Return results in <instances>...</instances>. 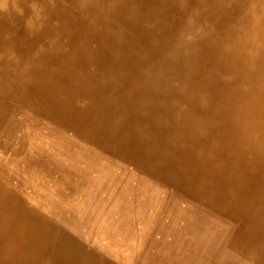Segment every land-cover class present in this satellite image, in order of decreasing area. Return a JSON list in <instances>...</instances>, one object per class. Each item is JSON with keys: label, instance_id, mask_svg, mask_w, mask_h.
<instances>
[{"label": "bare ground", "instance_id": "6f19581e", "mask_svg": "<svg viewBox=\"0 0 264 264\" xmlns=\"http://www.w3.org/2000/svg\"><path fill=\"white\" fill-rule=\"evenodd\" d=\"M87 154L175 192L149 264H264V0H0V264H118L63 225Z\"/></svg>", "mask_w": 264, "mask_h": 264}, {"label": "rangeland", "instance_id": "374dc122", "mask_svg": "<svg viewBox=\"0 0 264 264\" xmlns=\"http://www.w3.org/2000/svg\"><path fill=\"white\" fill-rule=\"evenodd\" d=\"M91 155L81 159L87 163L76 160L77 165L87 164V171L83 170L86 185L79 176L82 170H75L78 179L72 183L71 195L67 192L59 201L61 214H66L64 227L97 252L98 241L104 244L99 249L118 264H149L145 249L159 234L158 225L166 219L175 192L149 179H143L150 184L144 189L137 183L129 185L133 178L140 179L130 166L121 161L115 165L105 156L108 162H102ZM20 166L14 167L22 176L18 187L32 205L47 212L54 197L52 191L58 190L60 183L38 170L21 174ZM137 205L140 207L136 213ZM103 223L105 228L100 231Z\"/></svg>", "mask_w": 264, "mask_h": 264}]
</instances>
